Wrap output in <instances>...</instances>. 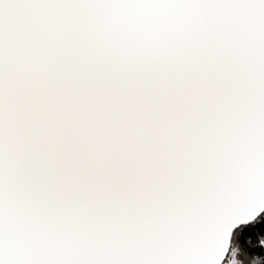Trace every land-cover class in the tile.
I'll use <instances>...</instances> for the list:
<instances>
[{
    "label": "snow or ice",
    "instance_id": "1",
    "mask_svg": "<svg viewBox=\"0 0 264 264\" xmlns=\"http://www.w3.org/2000/svg\"><path fill=\"white\" fill-rule=\"evenodd\" d=\"M0 264H264V0H0Z\"/></svg>",
    "mask_w": 264,
    "mask_h": 264
}]
</instances>
